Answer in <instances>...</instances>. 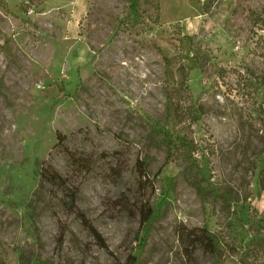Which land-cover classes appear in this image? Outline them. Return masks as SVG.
<instances>
[{"label": "rangeland", "instance_id": "rangeland-1", "mask_svg": "<svg viewBox=\"0 0 264 264\" xmlns=\"http://www.w3.org/2000/svg\"><path fill=\"white\" fill-rule=\"evenodd\" d=\"M263 170L264 0H0V264H264Z\"/></svg>", "mask_w": 264, "mask_h": 264}, {"label": "trees", "instance_id": "trees-1", "mask_svg": "<svg viewBox=\"0 0 264 264\" xmlns=\"http://www.w3.org/2000/svg\"><path fill=\"white\" fill-rule=\"evenodd\" d=\"M159 135L161 136L162 142L166 146V154H167V160L166 163H168L170 156L172 155V152L175 149V146L177 145V138H175L171 133L167 131H159ZM65 138V135H62L61 133L58 134V140L61 142ZM182 144L187 145L189 142L182 140ZM146 167L147 163L145 161H138V168L140 170V177L141 180L145 178L146 176ZM45 172V171H44ZM46 176L50 178V180H59L62 181V177L59 173L53 172L51 175L46 173ZM147 180V179H146ZM145 180V181H146ZM143 184V181H142ZM261 184L264 188V170L262 172L261 176ZM197 186V185H196ZM173 183L170 182L169 188L166 191V194L162 197V200L160 201V204H164L167 200V195L169 194V191L172 190ZM198 190H201V187H197ZM166 195V196H165ZM76 197H77V189L74 191H71L69 193V200L67 202V205L70 209H75L77 211L78 217L81 219V222L83 226L93 235L94 239L96 240L97 244L109 250V246L107 244L106 239L102 235V233L94 226V224L91 222V220L86 216L84 212L77 209L76 207ZM157 210L153 206H143L141 208V230H145L146 233L149 232V229L151 228V224L153 221V218L156 214ZM193 235V244L192 249L197 248V246H202L205 250L211 252L212 254H216L218 252V245L215 242L214 236L211 234V232L206 228L203 227L201 229H195L192 233ZM64 238V232L62 231L60 234V237L58 239L59 243L62 242ZM140 244H143L140 242ZM137 262V254L132 255L126 263L123 264H136ZM121 264V263H119Z\"/></svg>", "mask_w": 264, "mask_h": 264}]
</instances>
